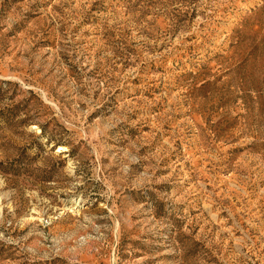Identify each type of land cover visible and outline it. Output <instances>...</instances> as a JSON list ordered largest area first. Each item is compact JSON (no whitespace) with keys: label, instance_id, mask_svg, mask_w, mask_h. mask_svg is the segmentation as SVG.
Listing matches in <instances>:
<instances>
[{"label":"rangeland","instance_id":"obj_1","mask_svg":"<svg viewBox=\"0 0 264 264\" xmlns=\"http://www.w3.org/2000/svg\"><path fill=\"white\" fill-rule=\"evenodd\" d=\"M0 264H264V0H0Z\"/></svg>","mask_w":264,"mask_h":264}]
</instances>
